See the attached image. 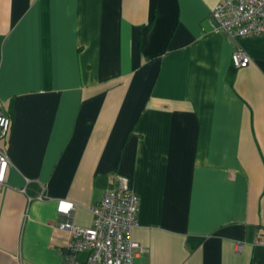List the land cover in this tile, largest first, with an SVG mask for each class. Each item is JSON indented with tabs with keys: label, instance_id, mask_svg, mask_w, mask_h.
Masks as SVG:
<instances>
[{
	"label": "crops",
	"instance_id": "crops-1",
	"mask_svg": "<svg viewBox=\"0 0 264 264\" xmlns=\"http://www.w3.org/2000/svg\"><path fill=\"white\" fill-rule=\"evenodd\" d=\"M218 2L0 0V264H66L59 203L91 226L117 173L133 264H264V32L229 37Z\"/></svg>",
	"mask_w": 264,
	"mask_h": 264
},
{
	"label": "built area",
	"instance_id": "built-area-1",
	"mask_svg": "<svg viewBox=\"0 0 264 264\" xmlns=\"http://www.w3.org/2000/svg\"><path fill=\"white\" fill-rule=\"evenodd\" d=\"M212 17L217 28L229 37H245L264 32V0H219ZM232 65L241 68L248 65L250 57L238 48L231 55ZM10 118L0 110V140L7 138ZM10 164L6 152L0 150V184L4 182ZM113 184L101 200L91 207V226L75 225L72 221L74 204L61 201L59 211L65 220L59 229L66 231V264H133L135 253L144 250L132 239V228L137 225L138 195L130 189L129 179L115 174ZM259 243L264 245V235ZM241 243H237V250ZM85 252L83 258L80 254Z\"/></svg>",
	"mask_w": 264,
	"mask_h": 264
},
{
	"label": "trees",
	"instance_id": "trees-1",
	"mask_svg": "<svg viewBox=\"0 0 264 264\" xmlns=\"http://www.w3.org/2000/svg\"><path fill=\"white\" fill-rule=\"evenodd\" d=\"M148 29V25L139 27V37H140V43L142 44L146 35ZM11 118V117H10Z\"/></svg>",
	"mask_w": 264,
	"mask_h": 264
}]
</instances>
